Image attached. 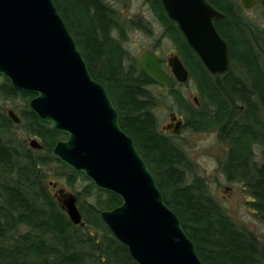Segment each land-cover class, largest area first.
<instances>
[{
    "label": "trees",
    "instance_id": "1",
    "mask_svg": "<svg viewBox=\"0 0 264 264\" xmlns=\"http://www.w3.org/2000/svg\"><path fill=\"white\" fill-rule=\"evenodd\" d=\"M54 1L78 41L93 77L104 84L112 97L120 113L121 127L134 139L166 203L179 215L203 262L264 264V245L237 226L209 193L205 181L195 176L187 155L172 135L158 129V98L149 86L160 84L142 70L123 44L131 27L152 31L141 19L133 24L121 21L105 0ZM144 1L162 24L164 35L176 45L190 71V79L197 85L199 106L191 104L176 89H170L184 114L183 126L216 131L226 142L227 157L221 171L229 181L245 185L253 207L264 221V65L252 45L234 36L233 17L243 9L242 4L239 0H208L226 15L220 20V28L234 60L229 72L216 77L168 16L162 0ZM259 4L264 7L262 1ZM233 41H239L238 57ZM4 80L5 93L19 94L26 100L17 126L38 135L43 148L32 149L27 141L16 138L11 133L16 123L0 109V264H137L100 215L102 210L120 205L122 199L98 189L84 174L52 154L55 144L66 135L31 110L29 99L33 93L21 92L8 79ZM241 104L245 109L238 107ZM53 162L59 163L55 171L48 167ZM51 170L71 186L79 176L90 181L78 192L79 200L84 201L80 210L85 226L75 225L51 194L46 184ZM188 173L196 179L186 184ZM95 194L96 200L90 201L89 197Z\"/></svg>",
    "mask_w": 264,
    "mask_h": 264
},
{
    "label": "water",
    "instance_id": "2",
    "mask_svg": "<svg viewBox=\"0 0 264 264\" xmlns=\"http://www.w3.org/2000/svg\"><path fill=\"white\" fill-rule=\"evenodd\" d=\"M245 9L256 0H240ZM168 16L206 68L216 76L231 68L227 41L216 20L225 17L208 0H162ZM180 82L190 72L180 56L168 57ZM142 70L173 88L175 80L151 47L139 57ZM0 75L18 90L33 93L31 110L66 135L52 154L122 202L100 215L137 264H205L179 215L166 203L156 177L134 139L121 127L120 113L107 88L95 79L85 55L54 0H0ZM194 100L198 102L197 96ZM20 123V117L8 110ZM175 113L172 114L174 119ZM178 119L173 130L180 132ZM167 127V126H166ZM34 149H41L31 139ZM56 185V184H55ZM57 200L78 226H85L77 195L59 189Z\"/></svg>",
    "mask_w": 264,
    "mask_h": 264
},
{
    "label": "rangeland",
    "instance_id": "3",
    "mask_svg": "<svg viewBox=\"0 0 264 264\" xmlns=\"http://www.w3.org/2000/svg\"><path fill=\"white\" fill-rule=\"evenodd\" d=\"M105 1L114 8L121 21H129L133 24L141 19L152 31L147 33L143 29L136 27H131L126 31L123 44L132 57L138 60L142 52L148 47L153 48L165 59L173 53H178L176 45L164 35L162 24L151 11L149 4L144 0ZM256 1V6L252 8L255 10L251 13L259 14L260 9L264 8L259 2L262 1L264 3V0ZM117 34L115 32L114 35L117 36ZM4 79L5 77L0 75V109L6 114H8V110H13L22 120L26 100L19 94L10 96L5 93L2 90ZM149 88L155 91L158 98V106L155 109L159 123L158 129L162 133L171 132L164 129L171 122L170 114L176 112L178 116L182 117L184 114L176 103L174 95L169 91L170 89L155 85H150ZM175 89L181 95H184L191 104L194 103L192 98L198 95L197 85L192 79L184 83L177 82ZM18 124L20 123H16V126L11 129V133L16 138L23 142L27 141L25 143L32 149L34 148L30 144L31 139H37L42 144V140L38 135L31 134L25 127L17 126ZM172 140L184 150L188 157L189 166L196 173L195 176L205 181L209 193L220 203L237 226L241 230L255 235L260 244L264 245V221L259 217L258 212L251 203L252 196L243 183L229 181L221 171V164L227 157L228 146L226 142L221 140L215 131H196L185 126L182 127L178 134L172 135ZM42 148L35 150H42ZM41 153L44 154L45 152ZM58 166L59 163L53 162L48 167L55 171ZM54 171L48 172L49 174L46 178V184L51 194L57 198L60 188L66 192L76 194L78 198L77 205L80 210V206L84 201L79 200L80 195L78 192L82 191L90 181L85 176H79L77 183L71 186L63 177L56 175ZM196 177L193 178L190 173L186 174L185 183H192ZM96 197L97 194L94 197H89V200L95 201ZM82 216L85 220L83 213Z\"/></svg>",
    "mask_w": 264,
    "mask_h": 264
},
{
    "label": "flooded vegetation",
    "instance_id": "4",
    "mask_svg": "<svg viewBox=\"0 0 264 264\" xmlns=\"http://www.w3.org/2000/svg\"><path fill=\"white\" fill-rule=\"evenodd\" d=\"M239 2H240V0H239ZM241 3V2H240ZM256 4H257V1H256ZM256 6V5H255ZM254 6V7H255ZM253 7V8H254ZM244 8V7H243ZM220 12H222L220 9H218ZM236 9H234V11H235ZM255 9H240L238 12L236 11L235 12V14H234V21H233V28H234V36H235V38H236V40H239V38H240V42H241V38H243L244 40H245V42H248L250 45H252L255 49H256V52L258 53V56H259V58L261 59V61H263V65H264V9H260L261 11H260V13L259 14H255V13H251V12H253ZM223 13V12H222ZM224 15H225V13H223ZM225 17H226V15H225ZM225 17H223V18H221V19H218V20H216V22L218 21V23H216V26H217V29L219 30V32H220V34L222 35V33H221V26H220V20H223V19H225ZM218 24V25H217ZM223 36V35H222ZM223 38L227 41V39L223 36ZM237 42H239V41H233V44H234V53H236V57H238V45H237ZM227 43H228V41H227ZM228 46H229V50H230V44L228 43ZM153 49V48H152ZM153 51L158 55V56H160L154 49H153ZM173 54H176V53H173ZM178 54V53H177ZM179 55V54H178ZM171 56V55H170ZM180 56V55H179ZM230 56H231V52H230ZM161 58H163L162 56H160ZM181 58V57H180ZM168 59V58H167ZM167 59H165V58H163V60H164V67H165V69H166V71L170 74V75H172L173 76V78H174V80H175V84H174V89H175V87H176V84H177V82H179V83H184V82H180V81H178L175 77H174V75L172 74V71H171V68H170V66H169V64H168V60ZM182 59V58H181ZM138 61H139V58H138ZM183 61V60H182ZM233 62H234V60L232 59V57H231V67L233 66ZM139 63V62H138ZM204 64V63H203ZM186 66V65H185ZM206 67V66H205ZM230 70H231V68H230ZM229 70V71H230ZM228 71V72H229ZM190 72V71H189ZM210 72V71H209ZM211 73V72H210ZM226 74V73H225ZM234 74H235V76H237V74H239L238 73V69L236 68L235 70H234ZM224 75V74H223ZM223 75H219V76H216V75H214V76H216V77H222ZM189 79H190V77H189ZM160 87H163V88H166L167 86H164V85H159ZM168 88V90L169 89H173V88H169V87H167ZM20 91V90H19ZM170 91V90H169ZM21 92H23V91H21ZM24 93H27V92H24ZM35 96V94L32 96V97H34ZM195 96H197V98H198V102H196L195 100H194V97ZM193 98H192V100L194 101V105L195 106H199L200 104H201V102H200V99H199V96L198 95H195ZM31 97V98H32ZM31 98L29 99V106H30V100H31ZM240 109H245V105H243V104H241V105H239L238 106ZM173 113H175V117H178L179 119H182V121H183V125H184V123H185V117L183 116H178V114L176 113V112H172L171 114H170V119H171V122L170 123H168L165 127H164V129L165 130H169V131H171V132H168V131H166L168 134H170V135H174V133H173V130H174V128H175V124L177 123V121H178V119L177 118H175L174 117V119L172 118V114ZM183 125H182V127H183ZM182 127H181V129H182ZM181 129H180V131H181ZM163 132H165V131H163ZM210 132H212V131H210ZM216 132V131H215ZM64 134V133H63ZM178 134V133H177ZM65 138H66V136H65ZM65 138H62V139H65ZM61 140V139H60ZM61 189V188H60ZM59 191V190H58Z\"/></svg>",
    "mask_w": 264,
    "mask_h": 264
}]
</instances>
